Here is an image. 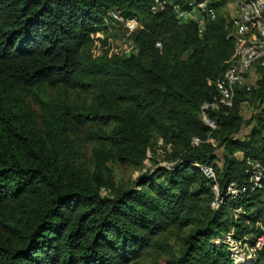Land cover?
Masks as SVG:
<instances>
[{
	"label": "trees",
	"instance_id": "16d2710c",
	"mask_svg": "<svg viewBox=\"0 0 264 264\" xmlns=\"http://www.w3.org/2000/svg\"><path fill=\"white\" fill-rule=\"evenodd\" d=\"M155 1L0 0V264H138L170 228L187 231L165 264H233L215 237L233 224L260 232V193L231 199L225 186L244 181L245 158L264 168V69L255 67L249 90L235 88L230 106L205 109L216 124L208 130L209 81L232 54L224 20L214 6L197 35L169 9L151 13ZM110 11L142 25L136 54L95 53ZM66 91L90 93L89 102L64 100ZM154 135L171 148L170 165L117 184L109 163L142 167ZM79 141L96 145L90 166L73 159ZM214 184L221 203L211 208ZM252 264H264V248Z\"/></svg>",
	"mask_w": 264,
	"mask_h": 264
},
{
	"label": "built area",
	"instance_id": "2783aa9c",
	"mask_svg": "<svg viewBox=\"0 0 264 264\" xmlns=\"http://www.w3.org/2000/svg\"><path fill=\"white\" fill-rule=\"evenodd\" d=\"M214 6H218L221 11L223 28L226 31V38L231 42L232 54L221 75L214 81H209L216 91V96L213 97L215 102L203 104L200 112V120L208 130H214L216 124L209 118L205 109L208 107L215 109L218 104L230 106L235 88L241 86L249 90L258 78L255 67L264 69V0H156L149 8L151 13L169 9L176 24L192 23L197 35H201L206 24L215 17ZM104 23L117 25L124 32L121 42L123 45L119 50L113 51L114 55L127 56L136 53L137 47L132 33L141 29L142 25L135 18H123L110 11L107 18H104ZM154 46L160 48L159 42H155ZM196 143V139L191 140V144ZM197 167L206 177L213 179L210 167L202 165ZM244 172V181L228 182L225 194L232 199L247 191H257L260 193V206H264V168L258 161L245 158ZM211 190L213 199L210 207L216 208L221 203V196L215 184ZM241 211V206L233 208L232 216L236 218ZM262 221L264 212L254 222L253 228L259 229V233L238 232L233 224L222 231L220 236L215 237L214 242L224 245L233 264H251L258 252L264 248ZM244 225H248V222L245 221Z\"/></svg>",
	"mask_w": 264,
	"mask_h": 264
},
{
	"label": "rangeland",
	"instance_id": "374dc122",
	"mask_svg": "<svg viewBox=\"0 0 264 264\" xmlns=\"http://www.w3.org/2000/svg\"><path fill=\"white\" fill-rule=\"evenodd\" d=\"M220 14L221 11L218 9ZM95 37L97 38L95 44V53L101 54L106 52L108 55H112L115 50H119L123 44H121L124 38V32L119 26L109 25L105 29L99 30ZM137 52V51H136ZM136 54V53H135ZM46 95L50 98L61 99V95L56 89H47ZM90 93H79L76 95L71 91H66L63 96L64 100H72L75 103L87 104L89 102ZM26 102L28 104L29 110L35 114L38 118L40 110L36 102L32 99L30 95L26 96ZM240 112L244 117L249 114L250 108L246 103L240 104ZM244 129V128H243ZM96 147L94 143H87L79 141L77 144V157L73 159L77 162H82L85 165H91V153ZM171 148L164 145L157 135H154L151 140L150 147L147 149L146 156L147 159L144 161V165L137 169L130 167L129 165H120L115 163H109V167L112 170L114 180L117 184L129 187L132 185L133 179L140 173H152L157 167H165L170 165L171 160L169 158ZM187 231V229L177 230L175 228H170L167 232L161 233L154 237L158 245L156 247H151L150 249L143 252L138 260V264H165L166 261L178 254L180 249V237Z\"/></svg>",
	"mask_w": 264,
	"mask_h": 264
},
{
	"label": "clouds",
	"instance_id": "9594fccd",
	"mask_svg": "<svg viewBox=\"0 0 264 264\" xmlns=\"http://www.w3.org/2000/svg\"><path fill=\"white\" fill-rule=\"evenodd\" d=\"M252 264V263H251Z\"/></svg>",
	"mask_w": 264,
	"mask_h": 264
}]
</instances>
